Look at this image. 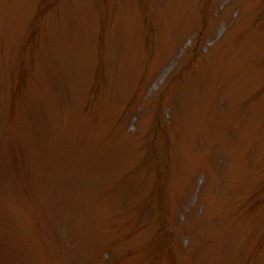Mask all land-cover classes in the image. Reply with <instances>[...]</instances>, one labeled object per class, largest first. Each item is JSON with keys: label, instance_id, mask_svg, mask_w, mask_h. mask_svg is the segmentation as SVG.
Returning <instances> with one entry per match:
<instances>
[{"label": "rangeland", "instance_id": "obj_1", "mask_svg": "<svg viewBox=\"0 0 264 264\" xmlns=\"http://www.w3.org/2000/svg\"><path fill=\"white\" fill-rule=\"evenodd\" d=\"M0 264H264V0H0Z\"/></svg>", "mask_w": 264, "mask_h": 264}]
</instances>
